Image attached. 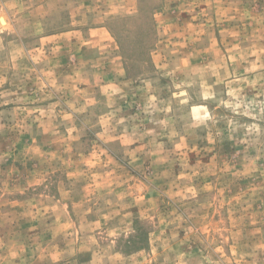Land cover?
<instances>
[{
  "label": "rangeland",
  "instance_id": "1",
  "mask_svg": "<svg viewBox=\"0 0 264 264\" xmlns=\"http://www.w3.org/2000/svg\"><path fill=\"white\" fill-rule=\"evenodd\" d=\"M0 264H264V0H0Z\"/></svg>",
  "mask_w": 264,
  "mask_h": 264
},
{
  "label": "crops",
  "instance_id": "2",
  "mask_svg": "<svg viewBox=\"0 0 264 264\" xmlns=\"http://www.w3.org/2000/svg\"><path fill=\"white\" fill-rule=\"evenodd\" d=\"M6 22H7V21H6ZM8 22H10V24L13 23L12 20H11L10 18H8ZM103 29H104V28H103L102 26H99V27H97V28L94 29V32L99 33V32H102Z\"/></svg>",
  "mask_w": 264,
  "mask_h": 264
},
{
  "label": "bare ground",
  "instance_id": "3",
  "mask_svg": "<svg viewBox=\"0 0 264 264\" xmlns=\"http://www.w3.org/2000/svg\"><path fill=\"white\" fill-rule=\"evenodd\" d=\"M5 21V20H4Z\"/></svg>",
  "mask_w": 264,
  "mask_h": 264
}]
</instances>
